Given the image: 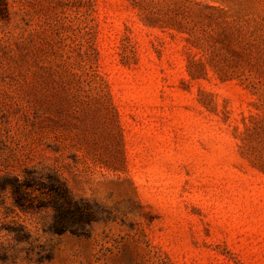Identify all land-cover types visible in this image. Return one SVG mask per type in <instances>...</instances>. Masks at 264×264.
Returning a JSON list of instances; mask_svg holds the SVG:
<instances>
[{"label": "rangeland", "instance_id": "374dc122", "mask_svg": "<svg viewBox=\"0 0 264 264\" xmlns=\"http://www.w3.org/2000/svg\"><path fill=\"white\" fill-rule=\"evenodd\" d=\"M0 264H264V0H0Z\"/></svg>", "mask_w": 264, "mask_h": 264}, {"label": "trees", "instance_id": "16d2710c", "mask_svg": "<svg viewBox=\"0 0 264 264\" xmlns=\"http://www.w3.org/2000/svg\"><path fill=\"white\" fill-rule=\"evenodd\" d=\"M57 193L60 195V198L63 200V202H60L55 205V211L57 213V216L61 221L59 222L61 227H64L66 225L65 219L66 216L70 214L72 211L74 204L73 201L71 200V197L69 194L63 190H56Z\"/></svg>", "mask_w": 264, "mask_h": 264}]
</instances>
